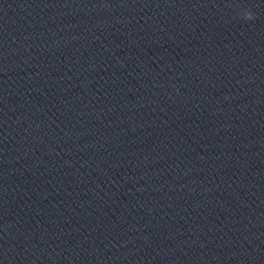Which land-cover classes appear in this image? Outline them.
<instances>
[{"label": "clouds", "instance_id": "clouds-1", "mask_svg": "<svg viewBox=\"0 0 264 264\" xmlns=\"http://www.w3.org/2000/svg\"><path fill=\"white\" fill-rule=\"evenodd\" d=\"M238 15L245 21H252L256 19L255 13L249 8L241 9Z\"/></svg>", "mask_w": 264, "mask_h": 264}]
</instances>
